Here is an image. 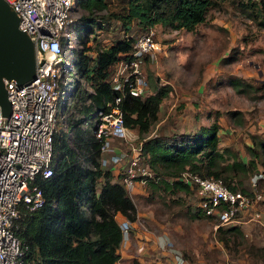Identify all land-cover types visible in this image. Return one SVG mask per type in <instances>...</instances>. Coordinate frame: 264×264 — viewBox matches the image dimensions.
I'll return each instance as SVG.
<instances>
[{
	"label": "trees",
	"instance_id": "16d2710c",
	"mask_svg": "<svg viewBox=\"0 0 264 264\" xmlns=\"http://www.w3.org/2000/svg\"><path fill=\"white\" fill-rule=\"evenodd\" d=\"M218 1L127 0L125 11L118 17L127 29L133 21L139 32L157 23L189 30L202 21L207 9ZM259 1L260 6L264 4V0ZM74 8L85 11L79 19L81 27L87 30L91 24L102 22L104 14L97 13L105 9V1L77 0ZM133 38L124 35L107 46L96 47L92 55L85 40L77 49H71L73 55L62 68L66 72L64 77L67 80L71 76L69 70L72 76L82 77L84 85L81 87L79 80H74L69 106L66 94L64 98L65 107L72 108L65 119L66 127L72 130L71 143L65 139L63 130L55 128L51 139L52 171L47 176L36 173L28 182L29 186L34 184L40 190L41 202L33 207L24 203L18 206L13 232L20 243L26 245L24 264H114L118 258L121 230L115 214L133 221L136 207L118 181L119 175L116 177L109 166L99 165L98 141L89 133L87 124L98 110H107L108 103L117 94L109 81L111 65L130 51ZM63 43L60 39V46ZM151 82V93L144 96L125 94L118 103L123 123L138 133L146 131L157 119L159 101L169 89L167 84ZM228 83L237 91L247 85L237 76H230ZM165 127V123L160 124L158 132L140 141L142 159L158 175L155 181L146 183L172 192L189 191L192 188L177 177L181 170L188 169L201 176L220 178L233 190L249 191L241 182L255 170V163L230 146L218 145L216 120L187 131L164 132ZM255 141L264 150L262 140ZM197 213L200 212L195 209L193 214ZM227 229L239 231L235 225Z\"/></svg>",
	"mask_w": 264,
	"mask_h": 264
},
{
	"label": "rangeland",
	"instance_id": "374dc122",
	"mask_svg": "<svg viewBox=\"0 0 264 264\" xmlns=\"http://www.w3.org/2000/svg\"><path fill=\"white\" fill-rule=\"evenodd\" d=\"M104 1L105 9L97 13L104 14L102 22L91 24L87 30L81 27L79 19L85 11L72 9L66 25L69 40L61 45L63 56L58 64L63 83L66 72L62 68L73 55L71 49L83 45L82 40L92 55L96 47L107 46L124 35L140 33L133 21L127 29L118 17L125 11L127 0ZM260 4L259 0H219L192 29L154 25L160 49L155 59L144 62L146 94L152 92L151 81L167 84L169 89L159 101L157 119L143 133L136 131V144L158 132L162 123L166 124L164 132H169L187 131L216 120L218 145L230 146L255 163V170L252 168L241 182L245 189L250 188L251 174L264 170V150L255 141L264 143V4ZM68 72L70 84L60 94L55 128L63 130L65 139L71 143L72 130L66 127L65 119L72 108L65 107L64 98L66 94L69 106L74 80L78 79L80 86L84 82L82 77ZM230 76L245 81V89L237 91L230 85ZM85 87L90 89L88 85ZM138 187L139 191L129 196L138 212L136 226L152 243L156 235H164L182 252L188 264H264V225L248 219L253 210L264 208V180L256 183L260 197L241 216L244 222L225 224L219 230L213 227L215 220L201 213L193 214V189L172 192L153 188L150 183ZM230 225L237 226L239 231L228 230ZM154 250L160 261L157 264H163L167 254L155 246Z\"/></svg>",
	"mask_w": 264,
	"mask_h": 264
},
{
	"label": "built area",
	"instance_id": "2783aa9c",
	"mask_svg": "<svg viewBox=\"0 0 264 264\" xmlns=\"http://www.w3.org/2000/svg\"><path fill=\"white\" fill-rule=\"evenodd\" d=\"M6 1L17 16V27L28 35L34 50L31 80L17 84L12 78H2L10 112L8 115L0 113V264H24L26 245H22L13 232L14 219L19 214V204L33 207L41 202L40 190L34 184L28 185L30 179L36 173L47 176L52 171L55 116L60 94L70 84L65 80L60 85L62 74L58 64L63 56L60 39L66 43L69 40L66 25L77 0ZM159 49L153 26L134 36L130 51L111 65L109 81L117 94L108 103V109L98 110L87 124L89 133L98 141L99 165H107L116 177L119 175L117 179L129 196L138 186L155 181L158 175L142 159L141 142L135 143L136 131L123 123L118 103L125 94L146 95L144 62L155 59ZM177 177L193 189L195 209L215 220V228L244 222L241 216L260 197L256 183L264 180V170L251 174L250 188L246 192L229 188L220 178L201 176L188 169L181 170ZM248 219L264 225V208L253 210ZM117 221L120 242H125L132 221L124 217ZM153 243L167 254L163 264H188L169 238L158 234Z\"/></svg>",
	"mask_w": 264,
	"mask_h": 264
},
{
	"label": "water",
	"instance_id": "95a60500",
	"mask_svg": "<svg viewBox=\"0 0 264 264\" xmlns=\"http://www.w3.org/2000/svg\"><path fill=\"white\" fill-rule=\"evenodd\" d=\"M34 77L33 43L17 27V16L6 0H0V113L8 115L10 103L2 78L22 84Z\"/></svg>",
	"mask_w": 264,
	"mask_h": 264
},
{
	"label": "crops",
	"instance_id": "0c3cea01",
	"mask_svg": "<svg viewBox=\"0 0 264 264\" xmlns=\"http://www.w3.org/2000/svg\"><path fill=\"white\" fill-rule=\"evenodd\" d=\"M136 215V219L131 222L128 239L120 242L117 247L118 258L114 264H157L160 262L153 243L149 241L150 237L146 238L145 234L137 230V211ZM116 218L117 220L122 219L123 215L117 214Z\"/></svg>",
	"mask_w": 264,
	"mask_h": 264
}]
</instances>
